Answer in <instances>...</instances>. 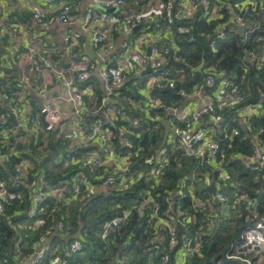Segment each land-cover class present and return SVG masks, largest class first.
<instances>
[{
	"label": "built area",
	"instance_id": "2783aa9c",
	"mask_svg": "<svg viewBox=\"0 0 264 264\" xmlns=\"http://www.w3.org/2000/svg\"><path fill=\"white\" fill-rule=\"evenodd\" d=\"M48 0V6L38 7L33 13L36 25L48 27L50 23L71 24L76 20L74 6L71 2ZM144 2L145 5L131 17L119 18L109 11L123 10L130 2ZM58 3V4H57ZM57 4L58 14L54 13ZM139 4V3H138ZM203 11L204 19L208 21H227L217 27V40L223 39L224 28L234 25L230 30L239 31L236 27L245 28L248 34L255 33L260 25L255 22L258 16L264 17V0H92L84 18V28L91 35V44L95 57L101 64L98 69L99 78L103 84L104 100L100 112L92 111V103L86 102L80 93V83L92 75L95 69L88 68L82 55L80 36L68 33L63 37V45L76 60L66 69H58L51 58L38 59L34 46H30L31 72L36 73L43 68L56 75L60 82L62 101L66 107L72 106L73 115L63 110L53 99L46 97V88L39 85L23 83L22 88L10 87L11 76L7 74L0 63V145L8 146L9 157L15 153L19 162L15 165L13 174L8 178L0 177V216L6 211V205L22 199V189L31 188L35 193L32 204L25 211L30 218L36 217L39 204L46 197H51L56 204L69 205L72 201L86 202L98 194L115 192L117 195L132 191L130 202H118L114 208L119 213L102 226L101 238L118 240L130 230H141L147 236V252L163 253V264H187L190 257H202L207 235L213 233L221 217L228 216L230 209L245 204L249 208L253 202L246 196H238L232 200L224 194L231 175L227 170L234 163L235 155H228L224 150L225 143L232 147L235 138L241 135L240 124L247 133L248 122L254 117H264V91L259 92L258 101L253 102V90L249 84L241 88L235 82L224 80L214 67L200 63L191 66L177 51L175 38L169 44L162 43V38L172 29L163 31L161 23H157L152 34L134 30L142 25V21L153 16L162 17L169 22L190 19ZM226 10V12H223ZM53 14L47 17V14ZM4 29V28H3ZM244 29V30H245ZM29 31L32 28L28 29ZM142 30V29H141ZM140 30V31H141ZM18 29L11 32L16 35ZM123 31L124 36L132 39L123 41L116 50V36ZM217 40L211 42L215 48ZM144 48L150 49V54L142 53ZM244 67H264V53L256 49L247 51L243 56ZM205 76V84L189 86L188 79L198 74ZM146 76L143 89L145 99L130 101L131 110L115 104L116 91L125 83L128 74ZM221 82L217 83V79ZM26 84V85H24ZM217 84L215 94L207 92ZM33 87L37 96L42 98V111L37 113L32 102L34 100L28 90ZM175 90L176 94L189 105H166L160 98L153 96L154 89ZM202 91L205 93H202ZM140 92V91H139ZM225 107L237 108L232 120L224 124L220 113ZM35 109V110H34ZM144 110L160 111L162 123H170L171 132L164 146H161L155 157H140L129 136V130L117 126L119 121L134 122L133 114ZM100 114L102 118L87 124V115ZM44 115V120L42 116ZM132 116V118H131ZM14 118L15 122L11 121ZM185 123L184 127L182 124ZM60 129L66 136L68 148L64 154L67 166L75 167L74 175L60 181L56 185H48L47 192H36L39 185L43 186V175L35 171L34 164L25 158L26 147L32 141L46 137L49 132ZM264 130L253 134V155L240 154L245 168L260 181L264 193V142L260 135ZM220 135L225 139L221 140ZM227 140V142H226ZM12 143H14L12 145ZM17 145H22L21 149ZM48 149L47 143L39 150ZM178 154L193 161L183 165V171L178 174L177 181L167 177V171L181 161ZM142 183L137 191L134 188ZM214 183L215 190L211 189ZM156 189V190H155ZM164 195H156L160 191ZM168 189V190H166ZM163 198L166 209H162ZM135 217L144 223L134 225ZM258 217V213L256 218ZM40 227L47 225V220L36 222ZM62 223L50 226L47 235L35 244L36 253L33 257L23 259L24 264H41L48 249L50 234ZM240 239L226 254V261L220 264H264V217L257 218L253 225L246 227ZM71 243L67 250L70 256L80 255L83 240L80 235ZM137 244L141 240L133 238ZM131 239V242L133 241ZM23 239L14 243L16 259H19ZM38 250V251H37ZM181 253L182 256L179 254ZM7 263V261H4ZM21 259L11 264H20ZM117 261L114 264H124ZM52 264H60L54 259ZM145 264H154L149 260Z\"/></svg>",
	"mask_w": 264,
	"mask_h": 264
},
{
	"label": "trees",
	"instance_id": "16d2710c",
	"mask_svg": "<svg viewBox=\"0 0 264 264\" xmlns=\"http://www.w3.org/2000/svg\"><path fill=\"white\" fill-rule=\"evenodd\" d=\"M139 3L137 8L141 9L145 3ZM124 9V8H123ZM134 7L131 8L133 10ZM226 12V10H223ZM128 15H122L120 18H126ZM203 11L199 10L195 16L190 19L169 22L162 17L153 16L142 21V30L140 32H152L155 30L156 24L161 23L163 31L170 27L173 37L176 40L177 51L179 55L185 58L191 66H198L204 63V67H214L220 74L224 75V80L235 82L241 88L250 85L253 90V102L258 101L259 92L264 91V67L259 70L256 66L244 67L243 56L247 51L256 49L261 54L264 53V17L258 16L255 22L260 27L255 33L248 34V30L233 31L231 28H224L225 37L217 40L218 34L215 30L219 25L227 21V17L221 21L208 22L202 18ZM217 40L215 48L211 47V42ZM83 46V42H81ZM80 46L81 50L82 47ZM118 51V50H117ZM116 51V52H117ZM80 58V56H79ZM80 60V59H79ZM5 62V61H4ZM96 64V63H95ZM92 69H96L95 66ZM198 70V74L192 79H188L189 85L186 88L195 84L204 85L205 76ZM145 75V74H144ZM128 74L125 83L116 91L114 96L115 104L124 108H129L130 101H141L144 95L143 89L146 85V76ZM85 82V83H84ZM221 82L219 78L217 83ZM92 85L97 93L96 97L86 102H91L92 111L100 112L102 102L104 100V91L102 82L97 73L90 75L88 80H84L80 85ZM10 87L22 88V84L17 81L10 80ZM217 84L208 88L207 92L211 95L215 94ZM140 91V92H139ZM153 96L160 98L166 105L184 106L185 102L176 94L175 90H158L153 91ZM35 104V101L32 100ZM36 109V108H35ZM34 109V110H35ZM237 108L225 107L220 113L224 117V124L232 120L233 114ZM134 122L129 123L119 121L117 126L124 127L129 130L135 147L140 150V157H155L160 150L164 138L165 127L162 123V115L160 111L144 110L133 114ZM100 114L85 117L87 124L92 121L99 120ZM184 127L185 123L182 124ZM235 126L240 127L241 135L232 143V147L225 143L224 150L228 155L234 156V163L227 166V170L231 175L224 194L235 200L238 196H246L253 202L247 207L245 204H240L235 209L229 210V215L221 217L218 220L213 233L207 235L205 240V248L202 257L190 258L187 264H220L226 261V254L230 251L232 245L237 242L242 236L246 227L253 225L257 218L264 217V193L260 181L255 180V175L251 174L239 157L240 154L245 156L253 155L254 140L253 134L259 130H264V117H254L248 122V129L251 132L247 133L245 129L238 123ZM64 132L60 129L49 132L46 137H41L38 141H32L26 147V159L34 164L35 171L39 175H43L44 185L36 189V192H47L48 185H56L60 181L72 177L74 173L67 166L65 157L68 148L69 140L67 141ZM264 142V132L260 135ZM220 139L225 138L220 135ZM227 142V140H226ZM47 143L48 149L40 151L39 148ZM14 143H12L13 145ZM18 149L22 145H17ZM10 154L8 146L0 145V177L8 178L13 174L15 165L20 158L13 153L7 158L3 155ZM181 161L180 164H175L167 171V177L175 182L178 179V174L183 171V165L192 164L193 161L188 160L182 154L177 155ZM187 166V165H186ZM144 187L142 183L138 184L134 191ZM156 190V189H155ZM168 190V189H166ZM34 191L29 187L22 189V199L6 205V211L0 216V261L2 264H11L21 259L20 264H24L23 259L34 256L36 248L35 244L47 235L50 226L62 223L64 227H58L50 234L49 249L41 264H52L54 259H59L60 264H114L117 261H124V264H145L151 260L154 264H163V253L147 252V236L143 234L144 226L141 230H130L118 240L101 238L102 226L119 213L114 208L118 202H130L132 191L119 194L110 192L107 194H98L91 197L86 202L79 200L72 201L69 205L56 204L51 197H46L41 201L38 207L36 217L30 218L25 215V211L31 206V198ZM156 195H164V189ZM158 200L162 203V209H166L163 204V198L159 196ZM258 213V217L256 215ZM47 220V225L40 227L36 224L37 220ZM144 223L135 217L134 225ZM80 235L83 240V248L80 255L70 256L67 252L71 243ZM18 238L23 239L19 259H16L14 243ZM133 238L141 240L139 244ZM131 239L133 241L131 242ZM4 261H7L5 263ZM226 263H228L226 261ZM170 264V263H169Z\"/></svg>",
	"mask_w": 264,
	"mask_h": 264
},
{
	"label": "crops",
	"instance_id": "0c3cea01",
	"mask_svg": "<svg viewBox=\"0 0 264 264\" xmlns=\"http://www.w3.org/2000/svg\"><path fill=\"white\" fill-rule=\"evenodd\" d=\"M59 2H71L74 6L76 20L71 24H67V28L65 26L59 27L58 25L60 24L56 23H50L48 27L35 24L33 19L35 9L38 7H47L48 0H0V63L2 69L11 76L13 81H17L22 85L23 83L36 84L41 88H46V97H51L49 99L56 101L63 110L66 108L67 112L72 116V106L66 107L62 101H59L61 88L56 75H53L46 68L36 73L31 72L32 61L29 47L34 46L36 48L35 51L38 53V59L44 60L51 58L58 69H66L72 61L76 60L63 45V37L68 33H72L79 35L81 42H83V46H81L82 55L79 59L84 60V64L88 68L95 66V73L98 74L97 71L101 67V64L105 66L106 63H98L95 52L93 55H90L89 52L93 47L91 44V35L84 28V18L88 8L92 4V0H59ZM57 4L54 5L55 8L53 9L55 15L59 12L57 10ZM137 6L138 3L133 1L123 10H116L112 14L119 18L122 15L131 17L138 13ZM132 7H134L133 10H131ZM52 15L48 13L47 17H51ZM14 28L18 29L16 35L11 32ZM29 28H32V30L29 31ZM152 32L149 33L152 34ZM131 35L124 36L123 31L117 34L116 50L114 53L118 48L120 50L123 41L132 39ZM169 38H174L172 33L164 35V38L161 40L162 43L169 44L172 41ZM142 53L149 55L150 49L144 48ZM202 93L204 92L202 91ZM79 94L85 101L92 100L97 95L94 87L89 84H82ZM145 98L142 96V99ZM195 105V101L190 105L189 102L184 104L188 109L193 108ZM34 106L39 114L36 101ZM0 264H2L1 261Z\"/></svg>",
	"mask_w": 264,
	"mask_h": 264
},
{
	"label": "water",
	"instance_id": "95a60500",
	"mask_svg": "<svg viewBox=\"0 0 264 264\" xmlns=\"http://www.w3.org/2000/svg\"><path fill=\"white\" fill-rule=\"evenodd\" d=\"M116 10H117V9H112V10H110L109 12H110V13H113V12H115ZM248 25H249V22H247L246 25H244L243 27H236V28H237L239 31H242V30H244ZM141 27H142V26L139 25V26L134 30V33H135V34L138 33V32L141 30ZM231 27H235V26H234V25H229V28H231ZM146 73H149V71L145 72L144 74H146ZM144 74H143V75H144ZM24 85H26V84H24ZM28 90H29V92H30L31 97L36 101V106H37L38 110H39V111H42V108H43V105H42V98H40L39 96H37V94H36V92H35V90H34L33 87H29ZM131 118H132V116H131ZM42 120H44V115L42 116ZM11 121L15 122V119L12 118ZM163 125H164V127H165V133H164V138H163L162 146L165 145V143H166V141H167V139H168L169 133L171 132L170 123H169L168 121H164V122H163ZM211 189H212V190H215L214 183H213V185L211 186Z\"/></svg>",
	"mask_w": 264,
	"mask_h": 264
},
{
	"label": "rangeland",
	"instance_id": "374dc122",
	"mask_svg": "<svg viewBox=\"0 0 264 264\" xmlns=\"http://www.w3.org/2000/svg\"><path fill=\"white\" fill-rule=\"evenodd\" d=\"M59 27L60 26H65L66 28H67V24H60V25H58ZM89 52H90V55H93L94 54V50L93 49H91V50H89ZM96 61L98 62V63H100V61H98L97 59H96ZM100 66V65H99ZM102 86H103V84H102ZM71 169V171H73V170H75L76 168L75 167H71L70 168ZM245 232V231H244ZM180 256H182L181 255V253L179 254ZM190 258H195V257H190ZM189 258V259H190Z\"/></svg>",
	"mask_w": 264,
	"mask_h": 264
}]
</instances>
